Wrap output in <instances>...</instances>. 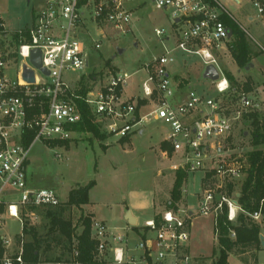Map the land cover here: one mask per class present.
<instances>
[{
    "label": "built area",
    "instance_id": "built-area-1",
    "mask_svg": "<svg viewBox=\"0 0 264 264\" xmlns=\"http://www.w3.org/2000/svg\"><path fill=\"white\" fill-rule=\"evenodd\" d=\"M132 1L44 0L25 35L22 30L13 31L19 38L10 57L0 53V230L6 217L18 220L23 228L24 217L35 218L27 208L60 203L52 190L27 189L28 154L36 141L63 143L72 138V127L82 121L76 104L79 100L89 108L101 133L118 141L138 133L150 119L161 121L169 128L163 142L177 160L172 168L186 175L199 172L200 183L206 184L196 197L195 209H166L158 224L146 221L144 226L153 235L132 247L127 235H114L103 222L94 220L91 232L97 242L96 251L108 252L113 264H190L186 249L190 218L212 215L215 227L217 216L224 209L230 222L241 211L238 194L226 191L227 185L243 178L246 170V160L232 137L236 122L246 113L257 112L258 104L244 95L238 99L236 110L231 111L224 103L229 83L219 66V57L223 50L229 53L227 45L232 34L228 37L231 30L224 18L232 19L218 0H149L155 9L167 12L171 20L169 35L164 30H155V35L164 36L166 42L172 40L173 49L197 57L204 69L208 65L217 69L218 79L212 82L217 96L209 98L190 89L183 95L172 85L168 69L175 60L172 50L167 49L143 65L148 78L142 83L141 97L124 98L130 76L116 70L94 78L95 85L84 96L77 94V85H68L62 75L83 71L88 66L86 47L78 38L86 12L98 29L109 27L126 34L133 20L126 4ZM251 5L264 23V0H251ZM13 32L6 28L0 15V36L5 38ZM100 34L105 36L103 31ZM98 47L96 44L95 48ZM35 49L40 51L41 68L48 75L30 64V53ZM17 57L22 63L16 77L9 78L5 70L10 64L15 66ZM23 66L33 71L34 83L22 80ZM29 133H33V138L26 146L24 141ZM161 157L167 159L168 151H161ZM55 158L60 159V154L56 153ZM262 206L264 200L258 210L249 214L257 224H264ZM18 237L21 241L13 243L0 236V264H24L22 233Z\"/></svg>",
    "mask_w": 264,
    "mask_h": 264
},
{
    "label": "rangeland",
    "instance_id": "rangeland-1",
    "mask_svg": "<svg viewBox=\"0 0 264 264\" xmlns=\"http://www.w3.org/2000/svg\"><path fill=\"white\" fill-rule=\"evenodd\" d=\"M218 1L232 19L234 30L245 35L253 58L252 68L247 71L239 70L230 53L221 51L219 66L222 71L234 77L239 87L237 93L230 94L224 103L231 111L236 110L238 107L236 99L243 94L257 103V112L262 113L264 111V23L256 17L251 0ZM43 5L44 0H0V15L9 31H25L30 26L33 16L43 8ZM126 8L131 10L133 15L130 31L126 34L116 33L109 27L98 29L86 12L85 25L78 38L86 47L88 66L83 71L64 72L62 79L65 83L91 88L95 85V81L88 78V75H95L97 79L101 73L108 70L122 71L130 76L125 96L141 97L142 83L148 78L143 65L167 49L172 50L175 60L168 69L172 85L181 83L185 92L190 89L209 98L217 96L212 82L203 78L204 67L197 57L187 56L173 49L172 40L166 42L164 36L155 35V30H164L166 35H169L171 20L167 12L155 9L149 0H133L126 4ZM249 18L252 20L250 21ZM100 31H103L105 36H102ZM96 44L99 45L97 49ZM13 50V47L8 46V39L0 36V53L10 57ZM118 50H122V54H118ZM21 63L22 61L17 57L15 66L10 64V68L5 70L6 76L15 78ZM247 82L249 89L243 90L241 87ZM141 129L144 131L142 136L134 133L129 141L124 142L113 137L98 140L88 133H75L65 144L34 142L28 154L27 189L52 190L60 202H64L72 188L93 182L94 185L88 193V205L82 212L73 210L70 215L74 224L79 222L81 215L85 216L90 212L93 216L92 222L94 219L103 222L114 235L125 236L126 233L131 234L133 230L136 233L141 231L143 240L151 238L153 233L143 225L146 221L155 222L157 217L160 219L166 210L176 171L172 166L177 160L168 150L159 148L169 130L165 124L150 119L141 125ZM232 142L240 148L243 158L252 150L251 129L242 119L236 122ZM161 151H168L167 159L161 157ZM56 153L60 154V159L55 158ZM201 177L202 174L199 172L187 174L181 189V200L174 203L171 208L182 206H187L189 209L196 208V197L200 188L206 185L200 183ZM127 213L132 214L137 219V226L143 228L129 226L125 219ZM24 219H28L29 224L34 225L41 235L44 234L43 227L46 221L43 217L23 218V221ZM259 225L261 235L264 237V224ZM214 228L212 215L190 218L189 242L186 248L191 259L190 264H214L218 253ZM78 231L81 229L79 228ZM21 233V223L6 217L0 236L3 235L14 243ZM96 254L101 259V264H113L108 252L96 251ZM250 255L251 253L244 254L243 257L250 259ZM256 260V264H264V248L257 252ZM230 264L242 263L232 256Z\"/></svg>",
    "mask_w": 264,
    "mask_h": 264
},
{
    "label": "trees",
    "instance_id": "trees-1",
    "mask_svg": "<svg viewBox=\"0 0 264 264\" xmlns=\"http://www.w3.org/2000/svg\"><path fill=\"white\" fill-rule=\"evenodd\" d=\"M224 22L232 31V37L228 44L229 53L237 68L245 69L253 61L245 35L234 30L229 19L224 18ZM21 34L25 35V31H22ZM18 38V33L13 32L3 39H8V46L14 48L18 45ZM26 40L27 38H25ZM222 72L229 83L226 100L230 94H236L239 87L230 73ZM88 76L91 80L96 78L95 75ZM241 88L248 90L249 83H245ZM89 89L90 87L78 85L76 93L84 96ZM242 95L238 96L236 100ZM76 104L80 110L82 121L74 125L72 130L76 134L88 133L95 139H104L106 136L101 133L100 126L90 114L89 108L79 100L76 101ZM141 104L144 103L140 102ZM241 119L251 129L252 150L245 155L246 170L243 178L234 184L227 185L226 189L227 194L239 195L237 202L241 211L237 214L234 222L228 221L225 209L218 214L214 228L218 253L214 264H228L229 256H235L242 264H256V254L263 250L259 239L262 234L260 225L252 221L249 214L258 210L264 200V148H262L264 147V111L262 113H246ZM32 138L33 133L27 134L24 144L28 146ZM161 148L171 153L167 143H162ZM186 176L182 170L175 171L170 200L167 202L166 209H172L174 203L181 200V189ZM93 185L94 183L91 182L86 186L72 188L68 192L67 200L56 206L27 208V212L32 213L35 217H43L46 224L43 227L44 234L41 235L34 225L29 224L28 219H24L22 228V260L24 264H101V259L96 254L97 242L91 236L93 218L91 213L89 212L85 216L81 215L77 224H74L70 218L73 210L82 212L83 208L88 205V193ZM262 209L264 210L263 206ZM159 221L158 217L155 218L156 224ZM79 228L81 231H78ZM232 232L234 233L233 239L231 238ZM17 238L19 243L21 240L19 237ZM248 253H251L250 259L244 258L243 255Z\"/></svg>",
    "mask_w": 264,
    "mask_h": 264
},
{
    "label": "water",
    "instance_id": "water-1",
    "mask_svg": "<svg viewBox=\"0 0 264 264\" xmlns=\"http://www.w3.org/2000/svg\"><path fill=\"white\" fill-rule=\"evenodd\" d=\"M29 1V0H27ZM177 22V20L175 21ZM232 34L231 31L228 32V37H230ZM118 54H122V50H118L117 51ZM29 62L30 64L36 68L39 69L43 74L48 75V72L45 69L41 68V53L38 49L32 50L30 53V58H29ZM253 65L250 64L249 67L245 68V71H247L249 68H252ZM21 78L24 82L28 83V84H32L34 83V73L32 70H28L26 69V66L22 67V75ZM203 78L210 81V82H215L218 79V71L217 69L213 66V65H208L203 72ZM239 195H237L238 197ZM126 222L130 225V226H134L135 221L134 219H132V217L130 216L129 213H127L126 217ZM260 242H261V247L264 248V237L262 235H260L259 237Z\"/></svg>",
    "mask_w": 264,
    "mask_h": 264
},
{
    "label": "crops",
    "instance_id": "crops-1",
    "mask_svg": "<svg viewBox=\"0 0 264 264\" xmlns=\"http://www.w3.org/2000/svg\"><path fill=\"white\" fill-rule=\"evenodd\" d=\"M175 77V76H174ZM176 85V87L178 88V89H180V91L183 93V95H185V90H183V87H182V84L181 83H176L175 84ZM124 98H126V99H132V98H134V96H131V97H126L125 96V92H124ZM138 134L140 135V136H142L143 134H144V131H143V129H141L139 132H138ZM130 138V137H129ZM127 139V140H125V141H129L130 139ZM162 143H165V142H163V140L161 141V143H160V145H159V148L161 149V144ZM127 215V214H126ZM130 216L132 217V219H134V221H135V224H134V226H132V228H137V227H142L143 228V226H137V219L134 217V216H132V214H130ZM95 220V219H94ZM129 225V224H128ZM130 226V225H129ZM131 228V227H130ZM126 235H127V238H128V243L131 245L130 247H132V246H134V245H136L140 240H143L144 238H143V235L141 234V231H140V233H136V232H134L133 230L131 231V234H128V233H126ZM231 257L232 256H229L228 257V259H227V263L228 264H230V259H231ZM234 258V257H233ZM237 259V258H236ZM237 261H239L238 259H237ZM240 262V261H239ZM45 264H51V263H45Z\"/></svg>",
    "mask_w": 264,
    "mask_h": 264
}]
</instances>
